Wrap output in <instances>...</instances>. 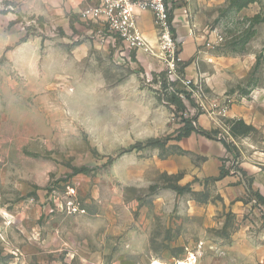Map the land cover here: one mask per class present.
Returning <instances> with one entry per match:
<instances>
[{
  "label": "rangeland",
  "instance_id": "1",
  "mask_svg": "<svg viewBox=\"0 0 264 264\" xmlns=\"http://www.w3.org/2000/svg\"><path fill=\"white\" fill-rule=\"evenodd\" d=\"M172 1L174 66L62 69L50 0H0V264H264V0Z\"/></svg>",
  "mask_w": 264,
  "mask_h": 264
},
{
  "label": "crops",
  "instance_id": "2",
  "mask_svg": "<svg viewBox=\"0 0 264 264\" xmlns=\"http://www.w3.org/2000/svg\"><path fill=\"white\" fill-rule=\"evenodd\" d=\"M177 1H172L173 26L176 31L185 40L188 41L185 23L181 13V7H177ZM88 5L84 0H50V26L57 27L63 33L68 34L70 41L79 42L80 49L74 52L50 50V68L68 69L72 67L71 59H92L100 53H92L91 48H106L111 46L115 57L127 58L129 63L134 65L136 62L147 69L154 67L160 69V64L156 57L150 58L148 53L142 48H131L127 42L116 37H106L101 39L98 37V31L102 29L100 22L85 20L80 16V12ZM137 30L145 37V39L153 45L158 43L159 32L154 22L153 13L146 10L136 17ZM96 51V50H95ZM132 56L135 58L132 60ZM151 64V66L149 65ZM257 187L264 193V184L262 178L257 177Z\"/></svg>",
  "mask_w": 264,
  "mask_h": 264
},
{
  "label": "built area",
  "instance_id": "3",
  "mask_svg": "<svg viewBox=\"0 0 264 264\" xmlns=\"http://www.w3.org/2000/svg\"><path fill=\"white\" fill-rule=\"evenodd\" d=\"M88 5L80 12L85 20L100 22L102 29L98 37H118L131 48H142L150 54H159L165 60L169 56L170 65L174 66L175 41L170 27L172 0H84ZM150 10L158 29V43L148 42L137 30L136 17Z\"/></svg>",
  "mask_w": 264,
  "mask_h": 264
},
{
  "label": "trees",
  "instance_id": "4",
  "mask_svg": "<svg viewBox=\"0 0 264 264\" xmlns=\"http://www.w3.org/2000/svg\"><path fill=\"white\" fill-rule=\"evenodd\" d=\"M173 13H171V16H170V27H171V30L172 32L174 33V37H175V32H176V29L174 28L173 26ZM167 88V85L165 86ZM166 100L169 104H172L175 106V109L173 110L175 114H178L180 111L182 112L184 109H185V106L182 102V100L179 98V96H177L176 93L174 92H170V93H167L166 94ZM187 124L186 126H182L180 128V138L181 137H185V136H189L192 132L194 131H197L198 129L195 128L191 123L190 120L186 119L184 120ZM197 132H201V133H204L206 134L205 131L203 130H198ZM226 174H221L218 179H222L225 177ZM257 196L259 198L260 201H262L264 203V195L261 194V193H257Z\"/></svg>",
  "mask_w": 264,
  "mask_h": 264
},
{
  "label": "bare ground",
  "instance_id": "5",
  "mask_svg": "<svg viewBox=\"0 0 264 264\" xmlns=\"http://www.w3.org/2000/svg\"><path fill=\"white\" fill-rule=\"evenodd\" d=\"M195 255V254H194ZM191 255L188 259L186 260H179L176 264H195V256ZM154 264H165L159 261H156Z\"/></svg>",
  "mask_w": 264,
  "mask_h": 264
}]
</instances>
